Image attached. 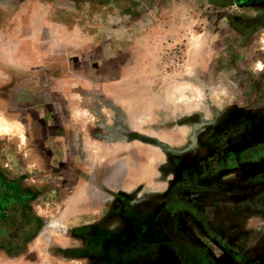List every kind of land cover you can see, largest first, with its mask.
<instances>
[{"label":"rangeland","instance_id":"374dc122","mask_svg":"<svg viewBox=\"0 0 264 264\" xmlns=\"http://www.w3.org/2000/svg\"><path fill=\"white\" fill-rule=\"evenodd\" d=\"M263 122L264 3L0 0V264H164L122 199ZM258 199L228 215L253 242Z\"/></svg>","mask_w":264,"mask_h":264},{"label":"flooded vegetation","instance_id":"af4514ba","mask_svg":"<svg viewBox=\"0 0 264 264\" xmlns=\"http://www.w3.org/2000/svg\"><path fill=\"white\" fill-rule=\"evenodd\" d=\"M259 128L239 133V147L216 148L192 164L167 163L174 175L168 181L170 194L137 206L122 199L127 211L121 224L127 235L139 245L158 248L157 253H164L159 258H166L164 264H264V242L247 243L244 230L229 217L244 210L246 216L254 213L252 204L258 198L264 203V122ZM257 188L261 195L254 198L250 189ZM231 190L237 196L234 200L217 196ZM224 202L235 203L234 209L226 211Z\"/></svg>","mask_w":264,"mask_h":264},{"label":"crops","instance_id":"0c3cea01","mask_svg":"<svg viewBox=\"0 0 264 264\" xmlns=\"http://www.w3.org/2000/svg\"><path fill=\"white\" fill-rule=\"evenodd\" d=\"M6 58V57H5ZM247 238V243H251V245H253V244H256V245H261L264 241L261 239V241L259 242L258 240L257 241H252V239L251 238H249V237H246ZM249 240H251V241H249ZM150 263H152L151 261H150ZM156 264H158V262H155ZM165 264H168V263H165Z\"/></svg>","mask_w":264,"mask_h":264},{"label":"water","instance_id":"95a60500","mask_svg":"<svg viewBox=\"0 0 264 264\" xmlns=\"http://www.w3.org/2000/svg\"><path fill=\"white\" fill-rule=\"evenodd\" d=\"M146 197H148V196H146ZM155 199H157V198H155ZM141 200H142V201H150V199L147 200L146 198H145V199H141ZM151 201H152V200H151Z\"/></svg>","mask_w":264,"mask_h":264}]
</instances>
